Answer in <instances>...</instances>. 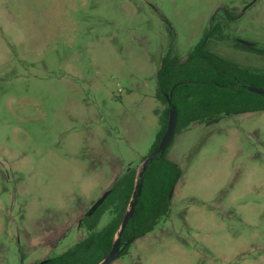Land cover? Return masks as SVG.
Instances as JSON below:
<instances>
[{
    "label": "rangeland",
    "instance_id": "1",
    "mask_svg": "<svg viewBox=\"0 0 264 264\" xmlns=\"http://www.w3.org/2000/svg\"><path fill=\"white\" fill-rule=\"evenodd\" d=\"M215 14L230 38L209 49L264 73L234 45L264 49V0H0V264L87 236L82 218L150 155L163 59L185 61ZM167 155L183 171L169 216L112 264H264V111L194 123Z\"/></svg>",
    "mask_w": 264,
    "mask_h": 264
},
{
    "label": "trees",
    "instance_id": "2",
    "mask_svg": "<svg viewBox=\"0 0 264 264\" xmlns=\"http://www.w3.org/2000/svg\"><path fill=\"white\" fill-rule=\"evenodd\" d=\"M223 12L226 17L235 19L226 9ZM229 38L215 14L203 40L185 61L175 54H168L163 59L157 73L156 99L164 109L155 111L160 131L150 154L158 149L168 127L170 110L175 107L177 125L167 149L148 162L141 172L129 166L115 180L103 204L94 214L82 218L81 227L88 233L85 238L58 256L36 264H99L110 253L131 203H135L134 213L121 234L122 242L131 239L135 242L152 233L159 222L169 216L175 187L183 176L180 166L167 155L176 136L194 123H209L223 116L264 111V94L249 90V87L264 89V73L243 67L209 49L213 40ZM252 44L245 46L238 39L234 40L237 48L264 56V49ZM134 192L136 197H133ZM106 214L111 219L98 229ZM128 248L120 257L127 253Z\"/></svg>",
    "mask_w": 264,
    "mask_h": 264
},
{
    "label": "water",
    "instance_id": "3",
    "mask_svg": "<svg viewBox=\"0 0 264 264\" xmlns=\"http://www.w3.org/2000/svg\"><path fill=\"white\" fill-rule=\"evenodd\" d=\"M240 42L245 46H252L253 45L252 43L247 42V41H240ZM249 90L251 92L259 94V95L264 94V89H262V88L249 87ZM171 96H172V93H171L170 97L168 98L169 103H171ZM177 118H178L177 117V111H176L175 107H172V109L170 110V113H169L168 127H167V130H166V132H165V134H164V136L160 142V145L155 152L150 154L144 160L143 169L146 168L148 162L154 160L158 155L165 152V150L167 149L168 145L170 144L172 138L174 137V133H175L176 125H177ZM213 122H217V120L213 121ZM108 195H109V190H107L101 196V198L91 207V209L86 213V215L91 216L92 214H94L96 212V210L106 200ZM136 195H137V193L134 192L133 197H136ZM134 205H135V203L130 204L129 209L125 215V218H124V220L120 226L119 232L115 237V241L113 243V247H112L110 253L99 264H112L114 261L119 259L120 256L126 251V249L134 242V239H131V240L123 243L122 239H121V234L124 231V229L126 228V226L128 225V223H129V221H130V219L134 213Z\"/></svg>",
    "mask_w": 264,
    "mask_h": 264
}]
</instances>
